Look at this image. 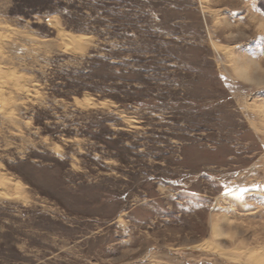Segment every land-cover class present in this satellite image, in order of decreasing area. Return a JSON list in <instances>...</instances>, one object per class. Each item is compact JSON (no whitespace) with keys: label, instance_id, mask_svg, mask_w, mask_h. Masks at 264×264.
<instances>
[{"label":"rangeland","instance_id":"1","mask_svg":"<svg viewBox=\"0 0 264 264\" xmlns=\"http://www.w3.org/2000/svg\"><path fill=\"white\" fill-rule=\"evenodd\" d=\"M254 252L264 0H0V264Z\"/></svg>","mask_w":264,"mask_h":264},{"label":"bare ground","instance_id":"2","mask_svg":"<svg viewBox=\"0 0 264 264\" xmlns=\"http://www.w3.org/2000/svg\"><path fill=\"white\" fill-rule=\"evenodd\" d=\"M206 247V246H205ZM232 251V250H231ZM224 253V252H223ZM227 253V252H226ZM231 254V253H230ZM241 254V253H240ZM248 254H250V256L248 255ZM247 255V258H248V260L250 261V263H252V264H262L263 262L261 261V259H260V256L258 255H256L255 254V252L254 253H248ZM242 255V254H241ZM256 255V256H255ZM231 256V255H230ZM236 256V255H235ZM239 255H237V257H238ZM244 256V255H243ZM232 257V256H231ZM241 257V256H240ZM244 259V258H243ZM240 260H242L241 258H240ZM246 262V261H245Z\"/></svg>","mask_w":264,"mask_h":264},{"label":"trees","instance_id":"3","mask_svg":"<svg viewBox=\"0 0 264 264\" xmlns=\"http://www.w3.org/2000/svg\"><path fill=\"white\" fill-rule=\"evenodd\" d=\"M58 3H59V2H58ZM58 3H57V4H54V6H55V5H57V6H58Z\"/></svg>","mask_w":264,"mask_h":264}]
</instances>
